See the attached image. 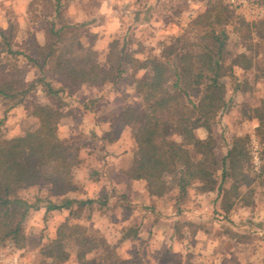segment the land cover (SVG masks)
Instances as JSON below:
<instances>
[{
	"label": "rangeland",
	"instance_id": "1",
	"mask_svg": "<svg viewBox=\"0 0 264 264\" xmlns=\"http://www.w3.org/2000/svg\"><path fill=\"white\" fill-rule=\"evenodd\" d=\"M23 1L0 0V10L3 13L0 16V89L6 92V94L0 93V139L22 136L38 128L39 120L34 114L37 103L58 109L62 113L58 134L73 148L71 152L76 164L73 181L76 187L85 182L87 175L85 168L100 167L99 157H105L108 152L106 147L100 148V146L105 144V140H114L115 134L121 130L112 128L106 136L96 133L93 126H89L92 119L88 117H83L86 120L84 126L76 125L74 130L72 129L74 126H70L73 122L81 123L80 116L81 114L84 116V109L95 104H92L91 100L85 101L80 98L84 91L82 85L74 84L73 80L52 68L59 55L71 56L63 51V37L74 35L75 49L81 51L80 57L85 54L82 51L85 48L95 53L93 58L98 64V82L106 80L108 83L105 87L107 94L105 97H115V107L123 111L129 105L142 104V97L136 90L137 79L147 76L151 71L150 68L140 67L143 60L158 57L171 69L177 70L178 61L175 54L167 51L175 43L174 39L191 29L192 35L199 33L201 30L190 27V24L200 14L207 11L209 14L217 13V8L213 7L216 0H59L60 6L57 12V0H28L27 7H24ZM221 2L231 15L230 22L226 26L230 36L227 45L229 51L227 62H230L237 53L242 51L249 53L252 57L250 76L244 77V72L238 68L235 75L230 76V69L228 70L229 77L225 80L229 87L227 98L231 97V101L228 107L213 120L211 130L205 127L197 128L196 137L201 139V135L207 134L206 139L212 140L217 157L221 158L226 152L225 143L233 144L236 136L249 134L252 159L258 150L261 161L264 162V151L261 150V147L264 148V142L260 143L256 133H252L253 135L250 133L256 129L253 127L254 123L257 125L259 123L257 118L252 117L253 109L259 105L264 95V39L262 31H256L264 26V0H221ZM68 3L74 6L69 14L70 18H66L64 8ZM58 12H61V15ZM241 19L258 24L251 27L249 39L243 37L245 31L235 28L241 26ZM210 20H213V17L207 19ZM44 27L47 29L54 27V30L49 31V35L46 34L45 37V34H42V31H45ZM56 30L62 31V37H57L54 32ZM104 36H107L108 52L100 57L95 47H100V43L102 45ZM44 38L46 45L40 47L38 40L42 41ZM51 51L54 55H49ZM125 53L128 54L124 56ZM76 57L78 56H75L74 60L78 61ZM258 74L261 76L259 77ZM245 80L247 84L244 83ZM236 83L245 84L249 89L234 90ZM84 93L86 94L87 91ZM106 104L107 102L100 107L105 109ZM230 113H234L233 116H230ZM103 118L116 119V115L106 114ZM67 120L70 121L65 123ZM238 128L239 132H237ZM140 129L141 125L137 122H133L129 129L135 150V134ZM246 130L250 132L241 134ZM88 158L96 160L95 163L89 162V167H87ZM116 161L112 160L111 163L115 165ZM105 162L104 170L111 171L108 167L109 161L105 160ZM250 165L252 169L245 172L246 176L240 173L237 180L229 179L224 184L227 187L231 186V190L225 193L220 203L222 208H226L230 200L231 204L236 203L237 206L247 204L246 209L240 213L239 209L242 208H237L235 213L231 211L228 213L227 210L221 213L217 211L219 206L213 208L211 205L204 209L207 213L204 225L212 228L210 223L214 220L217 222L218 219L227 220L232 226L234 224L235 226L229 231L243 243L241 245L244 247L243 252L251 255L249 260L237 261V264H264V177L260 176L263 163L259 170L255 169L252 160ZM163 180L162 183L156 182L153 190H156L155 195L162 205L161 212L168 213L169 220L158 221L159 226L151 229L150 223L143 222L142 219L140 220L141 217L137 218L133 225L122 228L123 231L132 228L131 233L136 234L133 243L128 245L118 243V233L114 234L112 242H108L114 246L120 259L131 261L126 264H199L196 262L198 257H195V252L199 247L202 253L203 247L196 243L194 235L190 239H186L185 235L198 232L200 220L191 222L184 219V216L187 214L185 211L198 210L199 202L193 196H196L195 193L199 192V188L203 190L204 186L198 180H194L186 187L179 188V174L167 173ZM220 181L221 179L218 180ZM216 188L218 184L209 189ZM80 189L85 190L82 186ZM22 194L32 203L39 202V206L32 209L29 220L23 223L22 233L25 239L20 246L6 244L5 241L0 242V264H49L50 260L44 251L57 237L56 233L61 223L82 225L88 233L97 237H105L102 231L110 232V227L108 229L102 226L100 231L90 209L94 203L88 202L91 198L85 193L70 191L62 196L58 195L50 184H43L28 187L22 190ZM104 195L106 194L100 195L98 201ZM66 199L76 201L68 207H63L65 209L61 213H58L60 209H47L50 201L62 204ZM128 209L130 206L126 205L125 212L120 216L126 217ZM112 213L113 211L109 212L107 216L118 217L115 212ZM141 215L144 216L146 213L142 212ZM96 218L102 223V216ZM186 230L190 232L187 233ZM177 240L186 242V247L189 244V250L186 251V247L175 245L174 242ZM64 244L73 253L72 258L64 264H78L75 240H65ZM102 252L101 248L96 253L99 260Z\"/></svg>",
	"mask_w": 264,
	"mask_h": 264
},
{
	"label": "trees",
	"instance_id": "2",
	"mask_svg": "<svg viewBox=\"0 0 264 264\" xmlns=\"http://www.w3.org/2000/svg\"><path fill=\"white\" fill-rule=\"evenodd\" d=\"M57 1L56 12L60 6L59 0ZM213 7L217 8L216 14H209L207 11L190 24V27L199 28V33L192 35L191 29L177 36L173 46L167 49L168 53L176 56L177 70L171 69L158 57L143 60L140 67L150 68L151 71L147 76L137 79L136 90L142 97V104L129 105L121 114L125 124L131 126L133 122H137L141 125L140 131L135 134L136 150L129 174L133 178L146 180L154 195V184L162 183L169 173L179 174V188L186 187L194 180L202 183L203 190H210L209 188L218 184L219 192L224 198L225 193L231 190V186L224 184L252 169L249 134L236 136L232 146L221 158L217 157L212 140L196 137V129L199 127L211 130L213 120L231 101V97L227 98L229 87L225 80L229 77L228 70L230 69V76H233L238 68L247 77L250 76L249 68L252 65V57L245 51L237 53L227 62L230 36L226 26L231 15L221 0H216ZM209 17H213V20L207 21ZM240 23L241 26L235 27L236 30L245 31L243 37L249 39L251 27L258 24L243 19ZM53 30L54 27L45 28L48 35ZM256 31H262L264 39V26ZM54 32L57 37H62V31ZM63 41V51L74 58L78 56L76 58L79 60L59 55L54 61L53 70L67 76L76 85L96 84L98 64L93 58L95 53L85 48L82 49L85 54L80 57L81 51L75 49L74 35L64 36ZM45 45L46 43L40 47ZM52 51L49 55H54ZM259 62L258 64H262ZM244 83L247 84V80ZM245 84L236 83L233 89L247 91L249 88ZM0 93L6 94L3 89H0ZM253 111L252 117L259 121L256 134L260 143H263L264 95ZM34 114L39 120L38 128L22 136L0 139V242L5 241L9 245L22 244L25 239L22 233L23 223L29 220L32 209L39 206V202L32 203L26 199L22 190L34 185L50 184L58 195L65 196L77 189L73 181L76 166L71 152L73 148L58 134L62 113L53 106L37 103ZM261 165L263 168L260 176L264 177V162L261 161ZM75 201L66 199L62 204L50 201L47 209H61ZM231 203L229 200L228 204ZM131 229L122 230L123 237L135 235L131 233ZM56 235L44 251L50 260L49 264H64L72 258L73 253L64 244L68 239H74L77 244L78 264L131 263L120 259L114 246L108 244L105 237L88 233L82 225L61 223ZM101 248L103 252L99 260L96 253Z\"/></svg>",
	"mask_w": 264,
	"mask_h": 264
},
{
	"label": "crops",
	"instance_id": "3",
	"mask_svg": "<svg viewBox=\"0 0 264 264\" xmlns=\"http://www.w3.org/2000/svg\"><path fill=\"white\" fill-rule=\"evenodd\" d=\"M23 3L24 7H27L29 1L24 0ZM72 7L74 6L71 3H68L66 7H64L66 18H70L69 14L72 12ZM2 14V10H0V16H2ZM42 32V34H45L46 37V32ZM38 42L39 45H44L46 42V38H44V40L42 39V41L38 40ZM95 50L100 53V57L101 55L103 56V53L105 54L106 52H108L107 36H104L102 45L100 43V47H95ZM107 84L108 83L106 82V80L99 81L96 84H82L84 91L82 92L83 95L80 98L84 99L85 101L91 100L92 104H95V106L84 109V116H82V114L80 116L81 123L78 124L77 122H73L70 126H74L72 128L73 130L78 125L82 127L84 126V122H86L83 117H88L89 119H92V123L90 122L89 126H93L92 128L96 133H100L106 136L107 132H110L112 128H120L121 131L115 134L114 140H105V144H102L100 146V148L106 147V149H108L105 157H99L98 162L100 164V167H95L94 169L85 168V170L87 171L86 179H84L85 182H83L82 185H77V189L74 190V193L79 191V193H85L86 196L88 195L89 198H91L94 206L90 207V209L93 213V216H95V221L97 222V226L100 228V231L101 226L108 229L110 227V232L113 234H111V237L110 232L106 233L102 231L108 242H112L114 234L118 233V243L128 245L134 242L136 234L133 236L123 237L124 232H122V228L133 225L136 219L141 217L140 220L142 219L143 222L150 223V228L154 229L155 227L157 228L159 226L158 221L163 222V220H169V217L168 213L161 212V210L163 209L162 205L161 203H159L158 197L152 194L149 190L147 181L144 179L133 178L129 174L131 164H133L134 161L135 145L133 138H131L130 135V126L123 122L121 116L122 111L120 110V108L115 107V97H105L107 95L105 93V87ZM86 91L87 93L85 94L84 92ZM105 102H107V107L105 109H102L100 105ZM106 114L116 115V119L106 120L105 118H103L104 115L106 116ZM233 114L234 113H230V116H233ZM69 121L70 120H67L65 123H68ZM257 126L258 125L254 123L253 127L257 128ZM199 129L201 128L199 127ZM239 130L240 129L238 128L237 132H239ZM243 132L247 133L250 131H242L241 134H243ZM250 133H256V129ZM207 136V134L201 135L200 138L206 139ZM231 146L232 143H225L226 150ZM117 157L119 158L117 159ZM105 160L109 161L110 166L108 167L111 171L104 170V165L106 164ZM112 160H117L115 165L111 163ZM95 161L96 160L94 158H88L87 167H89V162L95 163ZM113 166L115 167L113 168ZM81 186L85 190H81ZM198 191L199 192L195 193L196 196H193V198H197V201L199 202L197 206L198 210L185 211V213L187 214L186 216H184V219H188L189 221L191 220V222L200 220L198 232L190 234V231L186 230L189 235H185L186 239H190L192 235H194V238H196L197 241L196 243L199 246L202 245L203 247L202 253H200L199 247H197L195 257L198 258L196 259V262L199 264H237V261L245 262V260H249L251 258L250 253H247L245 251L243 252L244 247L241 246L243 243L239 242L237 236L229 231L232 230L231 228L235 226L234 224L232 226V224L228 223L227 220L225 221L222 219H218L217 222L219 224L215 220L210 223L212 228L206 227L204 225V219L207 217L206 210H204L206 207L209 208L211 205L213 208L215 206H219V208L217 207L218 210H216L221 213H225V210H227L228 213L230 211L235 213L237 211V208H242L239 209L240 213L243 209H246L247 206L245 204H239L237 206V204L235 203L229 204L228 206H226V208H222L220 203L223 199V196L220 194L218 188L214 190H200L199 188ZM103 193L106 195H104V197H102L98 201V197L100 195H103ZM129 202H131V204H129ZM126 205L130 206V209H128V214H126V217H121L120 214H123L125 212L124 210ZM64 209L65 208H61L60 210H58V213L63 212ZM112 211L113 213L115 212L118 217L111 216L110 218L109 216H107L108 213ZM142 212H145L146 215L142 216ZM100 216H102V223L96 218ZM218 216L223 217V215L219 214ZM139 223H141V221ZM201 223H203V225H201ZM174 243L175 245H180L182 247H186L185 245L187 244L186 242L184 243L183 241L178 240ZM188 247L189 244L186 247V251L189 250Z\"/></svg>",
	"mask_w": 264,
	"mask_h": 264
},
{
	"label": "built area",
	"instance_id": "4",
	"mask_svg": "<svg viewBox=\"0 0 264 264\" xmlns=\"http://www.w3.org/2000/svg\"><path fill=\"white\" fill-rule=\"evenodd\" d=\"M253 163H254L255 169L259 170V168L261 166V159H260V153L258 150L254 154Z\"/></svg>",
	"mask_w": 264,
	"mask_h": 264
}]
</instances>
